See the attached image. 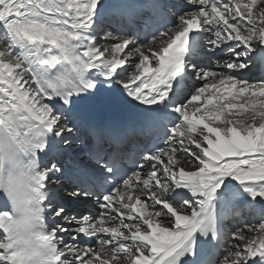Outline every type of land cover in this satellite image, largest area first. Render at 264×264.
I'll return each instance as SVG.
<instances>
[{"label":"snow or ice","instance_id":"6c2138e0","mask_svg":"<svg viewBox=\"0 0 264 264\" xmlns=\"http://www.w3.org/2000/svg\"><path fill=\"white\" fill-rule=\"evenodd\" d=\"M254 43L264 57V0H0V264H264V81L239 78ZM101 93L156 142L131 168L97 151L70 196L99 212L69 214L61 146ZM225 205L259 222L230 229Z\"/></svg>","mask_w":264,"mask_h":264},{"label":"bare ground","instance_id":"6f19581e","mask_svg":"<svg viewBox=\"0 0 264 264\" xmlns=\"http://www.w3.org/2000/svg\"><path fill=\"white\" fill-rule=\"evenodd\" d=\"M115 2L125 3L124 0H115ZM149 2H150V0L147 3H149ZM169 2H177V0H169ZM181 2H186V0H183ZM141 21L142 20H138V22H141ZM121 25H127V24L123 22V18L118 14L111 21V26L106 28L105 31H112L113 29H115L117 27H120ZM142 28H143V26H142V24H140V29H142ZM101 35H103V33H101ZM207 35L208 34L205 33V40H204L205 50H207L206 49ZM261 47L262 46L259 43H254L253 44V48L256 51L251 53L249 55V57L244 58V62L248 65V67L245 70H241V72L239 73V78L249 80L250 82L264 81V78L261 75L262 74L261 73L262 69H264V57H262V54L260 52ZM105 100H107V101H109L111 103L118 104V105L131 106V105L126 104V103H121V102L109 99L107 94H105V93H101L97 97L90 98V99H88L86 101H82L78 105L75 106L74 113L71 114L72 115V119L74 120V122L76 124V131H74L71 134L72 141H74L75 143H71L70 141H68V144L66 146L62 145L60 154L63 153L62 147H67V148L69 147L71 150L78 151L79 152V155H78L79 158H78V160L76 162V165H80V162H84L85 160H87V156L84 153H82V152H84L85 150H87L89 148V143H90V141L87 138H85L83 140H80V136L83 134V131H84V128H85V124L83 123L82 115H81V112L79 111V107L82 104H86V103H102ZM63 161H64V163L61 164L62 166L64 165L63 168H66L67 166H70V164H68L67 166L65 165V164H67L66 157H63ZM70 183H71V179H62L60 184L55 186L56 195H60L62 197L65 196L66 197V194L64 193V191H65V189L68 188V184H70ZM70 185H72V183ZM51 190H52V188L50 187L49 191H51ZM69 197L71 198V201L67 202V203H64L65 205L67 204L66 205V210L67 211L68 210H72L71 207H70L71 205H73V206L75 205L77 207H82L85 204V201L88 200V198H89V197L88 198H84L83 196H81L80 198H73L71 196H69ZM84 207H86V206H84ZM222 211L226 215V218H227V216L231 215L230 219L232 220V222H228L227 223L228 228H230V229L233 227L232 224L239 223L242 220L247 222V223H249V224H256V223L259 222V218L258 217H254L252 214H250L247 211V208L243 207V206H241V211L243 212L244 215L241 213V215L239 217H234V211L229 209L227 207V205L224 206ZM98 212H99V209H98V206L96 205V209L94 210L92 215H97ZM86 213H89V212H86ZM242 215H243V218L245 217L244 219H242ZM231 220H229V221H231ZM242 226L243 225H241V227ZM65 227H68L69 230L71 231V229L73 227H75V225H65ZM67 238L68 237L65 236V239H67ZM229 242H231V241H229ZM221 255H222V250H221Z\"/></svg>","mask_w":264,"mask_h":264},{"label":"clouds","instance_id":"9594fccd","mask_svg":"<svg viewBox=\"0 0 264 264\" xmlns=\"http://www.w3.org/2000/svg\"><path fill=\"white\" fill-rule=\"evenodd\" d=\"M18 219H23L22 214H18Z\"/></svg>","mask_w":264,"mask_h":264},{"label":"rangeland","instance_id":"374dc122","mask_svg":"<svg viewBox=\"0 0 264 264\" xmlns=\"http://www.w3.org/2000/svg\"><path fill=\"white\" fill-rule=\"evenodd\" d=\"M66 200L69 201V200H70L69 197H68V199L66 198ZM243 215H244V214H243ZM243 215H242V218H243ZM244 218H245V217H244ZM242 222H243V221H242ZM242 222H241V224H243ZM244 223H247V222H244Z\"/></svg>","mask_w":264,"mask_h":264}]
</instances>
